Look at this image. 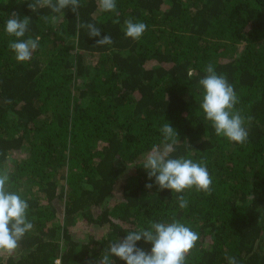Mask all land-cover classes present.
Segmentation results:
<instances>
[{
	"label": "trees",
	"instance_id": "trees-1",
	"mask_svg": "<svg viewBox=\"0 0 264 264\" xmlns=\"http://www.w3.org/2000/svg\"><path fill=\"white\" fill-rule=\"evenodd\" d=\"M30 2L0 0V172L34 225L0 264H90L110 241L173 217L199 234L186 264H264V0H117L120 24L80 0L81 20L113 37L103 47L77 35L70 10L34 13ZM12 12L31 18L23 39L40 37L27 62L8 48ZM129 18L147 26L139 40L124 35ZM208 63L253 118L244 144L217 136L199 107ZM165 122L178 133L171 156L206 163L210 194L145 188L144 159Z\"/></svg>",
	"mask_w": 264,
	"mask_h": 264
},
{
	"label": "clouds",
	"instance_id": "clouds-1",
	"mask_svg": "<svg viewBox=\"0 0 264 264\" xmlns=\"http://www.w3.org/2000/svg\"><path fill=\"white\" fill-rule=\"evenodd\" d=\"M96 3L99 12L112 13L115 17L113 24H120L117 0H96ZM80 7V0H32L28 4L29 10L34 13L38 9H48L53 14L63 16L64 10L68 9L77 18V35L83 29L89 38H98L95 41L96 47L112 45L114 40L111 34L101 36L102 29L95 23L81 20ZM55 18L54 16L53 19ZM30 21V17L21 18L17 12H12L5 23L6 34L15 37L9 41L8 48L15 54L18 62L29 61L39 47V36L23 39L29 30ZM146 28L145 23L134 22L131 18L126 19L123 24L125 37L133 41L139 40ZM204 73L198 85L203 89L199 107L205 119L211 122L217 136H223L235 144H244L249 136L246 124L250 125L253 118L243 116L236 109L239 98L226 75L218 74L212 63L204 67ZM160 131L163 135L162 145H154L144 159L143 168L147 173V180L152 181L146 183L145 188L150 190L154 183L160 190L167 189L177 194L193 187L210 194L212 177L206 163L194 162L184 157L173 158L171 154L175 151L178 133L169 122H165ZM9 179L7 172H0V250L7 252L17 249L25 234L34 227L27 218V200L7 189ZM177 201L180 209L188 206L184 195H178ZM141 240L151 244L150 251L138 247ZM198 240L199 234L175 217L171 222L152 221L146 229L132 230L123 239L110 241L100 256L90 264H115L116 259L124 264H186L187 254ZM225 259L227 264H238L234 256H226Z\"/></svg>",
	"mask_w": 264,
	"mask_h": 264
},
{
	"label": "rangeland",
	"instance_id": "rangeland-1",
	"mask_svg": "<svg viewBox=\"0 0 264 264\" xmlns=\"http://www.w3.org/2000/svg\"><path fill=\"white\" fill-rule=\"evenodd\" d=\"M18 155V154H17ZM80 225V224H79ZM78 228V227H77ZM83 232L84 230L82 229V227H80V229H76L75 232H74V235H73V238L74 240H79V239H83L84 236H83ZM95 234L96 236H99V237H102L103 234H104V230L103 229H96L95 230Z\"/></svg>",
	"mask_w": 264,
	"mask_h": 264
},
{
	"label": "built area",
	"instance_id": "built-area-1",
	"mask_svg": "<svg viewBox=\"0 0 264 264\" xmlns=\"http://www.w3.org/2000/svg\"><path fill=\"white\" fill-rule=\"evenodd\" d=\"M54 264H62L61 258H57L55 260Z\"/></svg>",
	"mask_w": 264,
	"mask_h": 264
}]
</instances>
